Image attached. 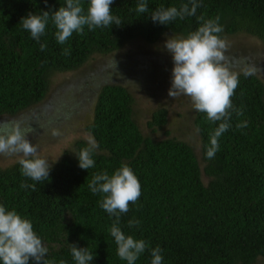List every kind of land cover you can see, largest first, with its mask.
I'll use <instances>...</instances> for the list:
<instances>
[{
  "label": "trees",
  "instance_id": "trees-1",
  "mask_svg": "<svg viewBox=\"0 0 264 264\" xmlns=\"http://www.w3.org/2000/svg\"><path fill=\"white\" fill-rule=\"evenodd\" d=\"M65 2L0 0L1 121L4 117L17 121L22 112L45 102L55 74L77 71L93 55L112 54L131 40L156 43L166 32L187 37L201 25L200 16L205 20L219 17L222 38L245 32L264 44V0H198L201 6L195 16L177 18L168 25L153 22L151 13L184 3L191 7L190 0H146L149 11L143 14L137 11L141 0H114L111 10L121 19L120 26L93 31L85 27L84 34L73 33L64 45L57 42V29L51 23L39 43L22 28L21 19L30 12L57 11ZM82 3L87 10L89 0ZM41 44H47L45 51L40 50ZM65 48L70 55L62 54ZM237 75L239 84L232 102L243 115L232 112L231 127L219 138V151L213 159H207L205 153L210 134L220 122L213 123L196 110L200 160L185 141L145 137L133 117L132 93L122 84L107 82L86 124V131L99 144L93 157L95 167H79L76 153L87 146L85 140H77L76 151L52 165L44 182L24 177L17 161L0 168V204L32 222L49 249L46 259L50 264L62 260L76 264L71 244L88 248L94 254L91 264H127L119 259L109 232L114 218L100 207L101 195L91 193L88 186L96 173L111 175L127 164L141 183L142 195L121 216L119 226L126 235L148 244L136 264H151V249L157 246L163 264H252L264 257V82L255 74ZM62 107L58 123H63L59 113L66 116ZM167 121L168 110L160 107L148 125L162 128ZM245 122L247 127L237 128ZM25 182L36 183L35 190L22 189ZM132 219L139 225L129 227Z\"/></svg>",
  "mask_w": 264,
  "mask_h": 264
},
{
  "label": "clouds",
  "instance_id": "clouds-1",
  "mask_svg": "<svg viewBox=\"0 0 264 264\" xmlns=\"http://www.w3.org/2000/svg\"><path fill=\"white\" fill-rule=\"evenodd\" d=\"M47 3V0H45ZM114 0H89L85 10L82 0H66V6L57 11H43L42 14L29 13L21 19L20 24L30 33L32 39L38 43L45 35L46 28L51 23L57 29L55 33L59 44L64 45L73 36V33L84 34L85 27L89 31L105 28L111 25L120 26L122 21L112 14L111 5ZM191 7L184 3L178 7L159 8L151 13L153 22L168 25L177 18L195 16L201 6L198 0H190ZM138 13L149 11L146 0L137 5ZM202 21L197 30L187 37L168 38L164 47L172 55L174 67L172 69L171 87L168 95L176 99L186 96L195 110L205 113L207 119L213 123L220 122L219 126L210 134V144L206 150V158L211 160L219 151L218 140L231 124L229 121L232 112L237 116L243 115L242 109H235L232 97L239 84V77L225 64V52L228 44L220 36L223 27L219 17ZM47 44H41L40 50L45 51ZM63 55L71 54L69 48L63 49ZM251 75L252 73H246ZM247 123L237 124V128H245ZM34 132L30 126H23L20 121H0V156L19 157L22 175L34 182H44L49 179L51 163L40 155L39 144H33L27 138ZM53 136H60L58 129L52 130ZM99 148L98 142L88 137L87 146L76 153L79 167L88 170L95 167L94 154ZM22 189L35 190L36 183L29 185L21 183ZM89 189L93 194H100V207L114 218L109 229L110 235L117 245V255L127 264H136V261L148 248L143 239H136L126 235L120 225L121 216L127 214L130 205L138 204L142 195L141 183L133 169L122 164L113 174L106 171L96 173ZM139 221H128L129 227H136ZM49 249L42 238L34 231L32 222L21 216L15 209L8 210L0 204V262L2 264H50L46 259ZM162 250L159 246L151 249V264H163ZM71 256L76 264H91L94 254L88 248H80L71 244ZM60 264H66L60 261Z\"/></svg>",
  "mask_w": 264,
  "mask_h": 264
},
{
  "label": "rangeland",
  "instance_id": "rangeland-1",
  "mask_svg": "<svg viewBox=\"0 0 264 264\" xmlns=\"http://www.w3.org/2000/svg\"><path fill=\"white\" fill-rule=\"evenodd\" d=\"M172 36L183 37L166 32L156 43L131 40L112 54L93 55L77 71L55 74L45 102L16 117L23 126L34 129L27 138L31 143L39 144L41 157L53 165L66 154L76 151L77 140H88L91 135L86 131V124L93 117L101 87L109 82L122 84L132 93L135 99L133 117L145 137L155 140L174 137L185 141L194 147L201 160V140L194 125L196 110L190 98L179 96L174 99L168 95L172 80L170 66L173 64V69L174 63L164 45ZM223 39L228 44L226 66L236 74H255L264 82V44L245 32L227 34ZM71 98L72 101L68 102ZM61 106L67 112L66 116L59 113L63 123H58ZM160 107L167 108L168 121L162 128L153 129L148 123L153 112ZM5 120L9 121V118L4 117ZM53 129H60L62 135L53 136ZM18 160L17 156H0V168L9 167ZM203 179L208 181L205 175ZM252 264H264V257H257Z\"/></svg>",
  "mask_w": 264,
  "mask_h": 264
}]
</instances>
